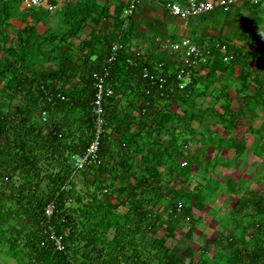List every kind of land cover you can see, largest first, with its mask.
<instances>
[{
	"label": "trees",
	"instance_id": "1",
	"mask_svg": "<svg viewBox=\"0 0 264 264\" xmlns=\"http://www.w3.org/2000/svg\"><path fill=\"white\" fill-rule=\"evenodd\" d=\"M0 2V253L19 264H264V203L235 202L231 229L212 244L199 222L194 200L207 189L202 181L193 184L195 172L206 170L193 145L210 139L219 115L205 102L197 105L209 84L204 93L195 79L180 89L171 59L130 49L124 30L116 33L104 14L96 17V0H53L54 11H18L25 0ZM89 25L92 32L86 33ZM117 41L123 47L110 61ZM243 51L207 55L198 69L214 71L227 62L234 67L239 58L256 56ZM145 68L165 75L166 82L145 77ZM107 71L106 85L114 93L103 103L102 163L75 173L74 158L95 137V83ZM260 97L264 101V93ZM222 107L230 112V104ZM185 161L193 173H186ZM52 201L64 251L53 246L45 225ZM184 223L194 226L197 240L205 239L198 248L194 236L187 243L179 231ZM168 229V236L180 232L176 246L159 233ZM206 253H212L209 259Z\"/></svg>",
	"mask_w": 264,
	"mask_h": 264
},
{
	"label": "crops",
	"instance_id": "2",
	"mask_svg": "<svg viewBox=\"0 0 264 264\" xmlns=\"http://www.w3.org/2000/svg\"><path fill=\"white\" fill-rule=\"evenodd\" d=\"M96 1L98 2L96 17L104 14L102 19L108 23L110 30L116 29L114 31L116 33L124 30L132 49L148 52L153 58L160 56L158 49L164 47L168 40L183 38H191L198 44L202 54L206 56L211 54V58H221L225 51L223 46L232 50L243 48L244 56L250 53L256 55L251 58H239L238 64L234 67L220 64L218 68L212 66L214 71H210V67L205 70L196 69L194 79L198 87L204 89L209 84L210 88L206 92L212 91V96L220 95V98L212 105L218 110L219 115L214 119L210 139L195 142L193 150L197 152V161L199 160L200 166L205 168V173L212 174L210 179L204 173L195 172L197 176L206 178L205 184L212 183L207 192L218 191L222 184L221 180L225 182L228 190H236L232 186L240 181L242 190L249 194L246 192L234 196L231 193V198L235 199L234 203L239 199L251 202V207H255L256 203H264V136L260 134L264 132V101L260 97L264 93V55L263 57L257 55L260 48H264V1L257 6L241 2L183 19L173 15L166 9L165 4L167 2L184 4L187 0H144L138 4L130 18L132 19L130 26L128 21L124 20L123 12L131 0ZM1 6L2 2L0 8ZM25 6H20L18 11ZM15 23L16 27L21 26L19 22ZM92 27L89 25L86 33L92 32ZM39 28H43L41 23ZM208 71L211 72L210 78ZM222 78H228L229 82L221 93H216L219 88L217 82ZM200 81L202 83H199ZM203 89L200 90L202 93L205 92ZM7 94L9 96V93H6V96ZM9 99L7 98V102ZM204 100L205 98L200 97L198 99L200 104L197 105L204 102L207 105V100ZM222 104H230L229 119L223 117L227 115ZM241 130L244 132L242 136ZM238 148L241 153L236 155L235 150ZM245 150L246 156L243 158ZM228 168H239L240 171L229 173ZM199 180L201 181L200 178ZM226 200H230L229 197ZM251 213H254V210ZM205 237L208 240L212 239L208 235Z\"/></svg>",
	"mask_w": 264,
	"mask_h": 264
},
{
	"label": "built area",
	"instance_id": "3",
	"mask_svg": "<svg viewBox=\"0 0 264 264\" xmlns=\"http://www.w3.org/2000/svg\"><path fill=\"white\" fill-rule=\"evenodd\" d=\"M144 0H131L128 6L124 9L123 16L126 19L133 16L138 4ZM264 0H187L184 4L167 2L165 7L173 15L188 19L192 16H199L208 12H212L217 8H226L234 4L245 2L252 5H260ZM26 7H45L49 11H54L56 9L53 0H25ZM123 47V44L119 41L115 42L112 46V56L110 61L116 57V54ZM163 49L172 50L177 56L176 60L171 59V70H176L177 76L180 80V89H186L194 79V70L200 65L205 64L208 61V57L202 54L198 44H196L191 38H183L181 40L171 41L168 40L164 44ZM224 50L228 48L223 46ZM168 52V53H169ZM138 55H142V52H138ZM143 56V55H142ZM146 59L147 57L144 56ZM225 60L228 61L232 59V56H224ZM133 63V62H132ZM160 67L165 71L166 64L161 62ZM109 71L106 72L105 77L98 78L95 83L97 89L96 99L94 101V113L95 122L97 130L95 132V137L90 144L86 153L82 156H76L74 158V172L78 173L88 166L102 163L101 158V136L104 134L106 125L105 119V108L104 100L105 97H110L113 95L114 90L106 85V77ZM145 77L150 76L153 80L159 81L162 85L166 82V76L163 74L155 75L154 73H149L148 68H145ZM183 166H188V162L185 161ZM56 202L52 201L48 204L45 211V225L49 230V239L52 241L53 246L56 250L64 251L66 249L65 236L59 234L57 231V226L54 223V217L56 215ZM189 219V218H188Z\"/></svg>",
	"mask_w": 264,
	"mask_h": 264
},
{
	"label": "rangeland",
	"instance_id": "4",
	"mask_svg": "<svg viewBox=\"0 0 264 264\" xmlns=\"http://www.w3.org/2000/svg\"><path fill=\"white\" fill-rule=\"evenodd\" d=\"M99 3L102 4L101 1H99ZM125 20H126V22L128 21V24H129L128 26H130V24H132V19H130V18L129 19H126L125 18ZM178 21H180V19ZM173 41H175V40H173ZM127 45L128 44H126V46ZM129 48L131 49L132 47H129ZM160 50H161L160 51L161 56H163L164 54H166L165 58H167V59H169V58L172 59V60L173 59L174 60L177 59V56L174 54V52L172 50L169 52V49H166L165 50V49H163V47H161ZM260 52L261 51L259 50L257 55H260V56L263 57V55ZM255 59H257V58H255ZM226 64L230 65L231 63L227 62ZM256 66H257V63H256ZM228 82H229V79L228 78H222L220 82H217V85H218L219 88H217L218 90H216V93H221V91L225 89L224 87H225V85ZM211 92L210 91H207L206 92V96L207 97H206L205 100H207V105H209V106H212L213 103H215L216 100H217V98L215 97V95L212 96L213 94ZM216 95H218V94H216ZM7 96H8V94H7ZM8 98H10V97H8ZM208 112L210 113L211 110H209ZM225 114L227 115L226 118L229 119V115H228L229 112H226ZM210 116H213V115H210ZM240 133H241V136L244 134V132L242 130H241ZM260 134L262 136H264V132L263 131L260 132ZM200 136L201 135H199V137ZM239 149L240 148H238L237 150H235V154L236 155H239L241 153V152H239ZM242 150H244V149H242ZM245 156H246V150L244 151L243 158ZM250 161H251V159H250ZM236 165H237V163L233 166V168ZM186 168H188V170H185L186 173H188V174L193 173V171H191L189 169V166L186 167ZM233 168L232 169H229L228 168L227 171L229 173L230 172L240 171L239 168H236V169H233ZM78 175L75 176L76 177V180L79 179ZM205 176H207L210 179L212 178V174H205ZM199 178H201V181L204 182L203 176H196V181L194 182L193 185L198 184L197 181L199 180ZM221 181H222V184L223 185L222 184L220 185V188H219L218 191H208V192L206 191L205 192L206 194L204 193V194H202L200 196H197L196 197V200H194V203L198 206V207L197 206L196 207L201 211V213L199 212L200 215H201V217H203V219L199 221L200 222V225L202 226V228L204 226H206V228H205L206 229L205 235H208L210 238H212L211 240H209V243H211V244H212L213 238L217 237L218 234H222L224 231H226L228 229V227H229V229H231V225L228 223V221H232L231 217H229V213L232 210L231 208L234 205V200H235V199L231 198V196H230L231 193H232V195L237 196L239 193L241 194V193H246L247 192V191H243L242 190V185H241L240 181L237 184H234L232 186L233 188H236V190H228L227 187H226V185H224L225 182L223 180H221ZM204 184H205V182H204ZM211 185H212V183L207 182L205 184L206 189L207 188L210 189ZM236 191H237V194H236ZM227 197H229L230 200H226ZM106 201L110 205L114 203V200L112 198H108V199H106ZM199 213H197L196 215H199ZM262 214L264 215V211H262ZM249 219H251V217H249ZM243 224L245 225L244 222H243ZM169 231H170L169 229H168V231L162 230L159 233L160 234L162 233L163 237L167 239L166 240L167 244L168 245H171V246H176L177 245V241H179V239H180V236H179V233L180 232L179 231H182L184 233V235L188 238L187 241H186L187 243L189 242L188 240L192 239L191 237L194 236L195 239L197 237V235L195 236V233L193 235L194 226L192 227V225L191 224H188V223L181 224L180 230L179 231H176L172 236H168V232ZM237 231H238V233H244V229L242 227H239L237 229ZM196 234H197V232H196ZM196 241L198 242L197 245H196V247L198 248L199 245L200 246L202 245L201 243H204L205 242V239L204 238H200L199 240L196 239ZM211 255H212V253L211 254L210 253H206L205 254V258L209 259L211 257ZM0 263L1 264H19V262L16 259L12 258L5 251L0 253ZM220 264H223V262H221Z\"/></svg>",
	"mask_w": 264,
	"mask_h": 264
},
{
	"label": "clouds",
	"instance_id": "5",
	"mask_svg": "<svg viewBox=\"0 0 264 264\" xmlns=\"http://www.w3.org/2000/svg\"><path fill=\"white\" fill-rule=\"evenodd\" d=\"M198 69V68H197ZM195 71H196V69L194 70V74H195Z\"/></svg>",
	"mask_w": 264,
	"mask_h": 264
}]
</instances>
